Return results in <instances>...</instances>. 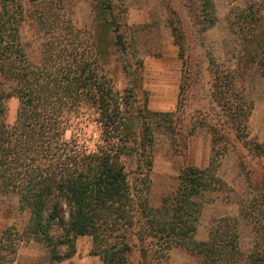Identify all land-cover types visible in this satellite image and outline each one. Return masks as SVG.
Here are the masks:
<instances>
[{
	"label": "trees",
	"instance_id": "trees-1",
	"mask_svg": "<svg viewBox=\"0 0 264 264\" xmlns=\"http://www.w3.org/2000/svg\"><path fill=\"white\" fill-rule=\"evenodd\" d=\"M68 1L0 0V75L12 83L0 96V193L17 194L20 210L29 213L22 232L13 226L1 232L0 264H15L19 246L28 242L51 247L55 261L60 259L57 247L67 245L73 252L85 236L92 239L90 254L103 264H162L175 250L199 257L200 264H264V180L242 203V211L256 221L253 253L242 249L236 218L216 223L208 240L198 237L208 194L230 189L219 174L228 151L223 142L240 139L253 111L238 88L237 70L214 74L212 95L226 121L208 123L213 144L208 164L181 169L177 188L154 207L156 134L164 129L174 147L181 143L187 149L186 137L204 126V118L199 121L194 113L179 134L180 102L176 112L126 108L133 96L120 93L107 70L105 47L129 49L122 22L108 18L112 1L93 0L100 14L88 28L65 14ZM203 11L214 23V0H203ZM235 19L251 63L264 76V14L242 10ZM27 22L45 41L40 51L23 40ZM195 75L198 82L200 74ZM11 97L19 107L8 123L3 103ZM85 110L97 115L101 140L95 150L81 146L78 136L65 137L71 119ZM246 147L257 162L264 160L262 144ZM54 228L62 230L57 243Z\"/></svg>",
	"mask_w": 264,
	"mask_h": 264
},
{
	"label": "rangeland",
	"instance_id": "rangeland-1",
	"mask_svg": "<svg viewBox=\"0 0 264 264\" xmlns=\"http://www.w3.org/2000/svg\"><path fill=\"white\" fill-rule=\"evenodd\" d=\"M111 1L114 10L108 18L112 21L116 17L122 22L129 49L120 51L105 47L108 53L107 70L116 89L123 95L133 96L126 108L131 111L137 107L153 112H176L180 102L183 109L179 113V134H183L191 124L194 113V118L199 121L204 118L202 121H205L204 126L186 137L187 149L181 143L174 147L170 139L172 136L164 129L156 134L151 173L152 206L159 207L162 197L177 188L181 169L202 168L208 164L213 149L208 123L212 120L221 126L226 121L222 116L224 112L217 107L216 97L212 95L214 74L237 70L238 88L252 103L253 111L245 130L240 131V139L233 141L229 138L225 139L226 143L223 142L228 151L222 158L219 174L230 189L208 194L198 237L208 240L216 223L236 218L240 224L242 249L248 254L253 253L257 241L256 221L242 211V203L257 194L259 182L264 180V160L257 162L246 147L254 142L264 146V76L256 64L251 63V55L247 54L248 48L243 43L235 15L251 9L264 14V0H214V23L210 15L203 11V0ZM64 11L80 28L91 26L100 14L93 0H69ZM100 30L98 35L103 34ZM22 36L24 42L33 45L36 51H40L45 42L37 37V31L30 22L23 26ZM197 72L200 74L199 81L195 82ZM11 86L12 83L0 75V96ZM3 104L4 120L13 123L19 107L18 99L6 98ZM90 112L85 110L72 118L65 137L71 140L78 136L81 146L95 150L101 140V132L94 121L97 115ZM228 125L226 122L225 130ZM253 168L254 174L250 172ZM19 206L17 194L0 193V235L11 226L19 232L26 227L29 213L21 211ZM52 232L57 243L62 230L54 228ZM91 248L92 239L80 237L73 252L67 245L57 247L60 259L53 261L51 247L22 243L15 264H103L100 258L90 254ZM138 260V254H135L133 262ZM200 262L197 256L175 250L169 261L162 264Z\"/></svg>",
	"mask_w": 264,
	"mask_h": 264
}]
</instances>
